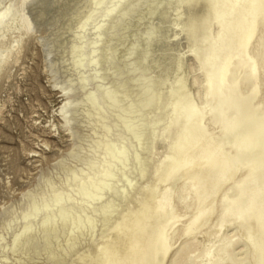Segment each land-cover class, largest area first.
<instances>
[{
	"label": "bare ground",
	"instance_id": "bare-ground-1",
	"mask_svg": "<svg viewBox=\"0 0 264 264\" xmlns=\"http://www.w3.org/2000/svg\"><path fill=\"white\" fill-rule=\"evenodd\" d=\"M89 1L96 6L104 0ZM117 1L120 3L126 0ZM183 1L186 6L190 4V10L186 15L183 13L185 17L180 22L175 23L182 28L184 39L190 46L188 51L195 60L192 72L197 71V75H191L195 84L188 85L186 77L179 74L175 85H172L167 110L170 112L167 116V111H156L159 105L164 106L165 103V99L161 101L158 98L155 112L152 113L154 109L149 111L153 115H143L144 111L151 108L155 97L150 93L146 96L147 88L140 84L138 95L143 97L138 105L140 111L131 112L127 119L129 108L124 105V99L117 95V90L125 88L130 78L115 82L117 78L109 81V77L108 82H105L107 76L104 73H107V68H103L101 55L108 48L102 44L99 46L101 40L97 36L103 26L108 28L107 23L111 20L108 21L106 16L114 11V1L102 13V22L97 21L95 9L91 8L86 14L66 18L61 26L52 23L55 26L52 33L47 37L40 36L52 73L57 76V71L63 68L70 70L76 77L67 81L56 78L57 86L64 96L59 113L63 116L66 129L78 139L79 144L84 138L88 139L86 146L91 149V153L88 154V161L83 162L84 165H71L69 161L79 162L78 157L81 156L77 154V148L76 151L73 149L76 153L71 149L74 153L72 156H63V163L68 164L66 171L70 172L65 177L68 188L56 186L53 180H47L49 184L46 187H50L52 196H47V192L45 194L49 188L40 189V193L33 191L28 195L31 199H27L28 207L24 205L26 209H21V215L15 214L16 217L13 216L14 219L7 226L3 224V227H7L6 231L12 232L10 243H2L6 241L7 233L0 234V257L6 264H18L16 261L25 264L29 251L33 250L29 248L37 241L48 242L50 256L60 253H57V248L67 252L65 246L76 244L78 238L87 232L92 237L98 229L101 231L96 235L99 238L96 246L90 245L71 264H264V99L259 100L264 86V24H259L256 16L259 7L256 1L259 0H217L214 14L201 18L202 11L194 10V7H199V4L195 5V0ZM54 2L60 3L58 0H10L0 6V39L12 30L22 28L26 34L33 27L45 23L46 13L49 12L46 6ZM159 2L156 3L163 4L164 1ZM157 4L155 7L160 8ZM178 7L181 9L182 6ZM182 10L186 11L185 8ZM32 13L37 15L32 17ZM117 14L116 17L125 19L126 13H121L124 18L119 16L120 13ZM213 19L216 28L211 24ZM106 28L102 31L105 32ZM64 29L68 30L63 39L70 43L71 56L67 66L63 59L59 66L52 56L49 41L56 39V33L60 30H63L60 36L64 35ZM117 29L120 28L117 26ZM193 32L197 33L196 36H192ZM105 33L109 35L108 31ZM21 42L22 34L14 39L12 47L0 44V71L12 56L13 49L19 53ZM129 50L134 55L131 47ZM117 56L122 58L121 53ZM234 62L239 63L235 69L241 68L238 75H234ZM126 70L125 67L124 74L129 73V68ZM229 75L232 76L230 79ZM139 76L131 77L132 81H140ZM142 80L145 83L147 79ZM199 83L201 93L196 88ZM251 88L253 96L248 97L246 93ZM108 115H116V119L109 121ZM87 123L91 124L89 130L93 136L86 131ZM114 131L118 136L114 137H120L121 140L132 135L130 138L145 149H142L145 152L143 154L138 153L133 145V148L130 146L131 152L135 153L136 178H140V181H128L126 174L121 171L120 177H125L129 190L126 186L118 189L114 183L118 179V172L115 173L118 163L124 167L129 163V147L126 148L120 144V140L118 143L111 137ZM158 145L162 148L160 155H157ZM153 154L158 156L156 161L152 160ZM148 171L150 175L143 180ZM175 173H181L179 180L175 178ZM176 180L179 186H175ZM179 187L184 192L180 189L178 196ZM134 188L135 191L130 194ZM107 192H112V195L106 197ZM127 197L125 204L121 199ZM220 204H224V209L215 215ZM183 208L188 209L183 211ZM182 226L185 237L181 235L177 242L173 241ZM227 228H232L231 233L225 231ZM63 242L67 245L64 246ZM144 258L147 262H144Z\"/></svg>",
	"mask_w": 264,
	"mask_h": 264
},
{
	"label": "rangeland",
	"instance_id": "rangeland-1",
	"mask_svg": "<svg viewBox=\"0 0 264 264\" xmlns=\"http://www.w3.org/2000/svg\"><path fill=\"white\" fill-rule=\"evenodd\" d=\"M9 1L10 0H0V4H1L0 6L9 3ZM85 1H87V0H58V2H60L58 4H56L55 2L51 3L50 5L46 6V8L48 7L47 10L49 9V12L46 13L47 19L44 20L45 23H41L40 26L38 25L36 27H33L26 34L22 28H20L19 30H12V31L6 33V37L3 38L4 40L0 39L1 45L12 47L13 46L12 44H14L13 43L14 39L17 36L22 34V42H21V45H19V48H20L19 53H17V51H16L17 49H13L12 56L10 57V59H8V61L6 63L3 64V68L0 71V231L3 229L2 232H0V234L1 233H7L6 238L4 239L6 241L5 242L3 241L2 243H6V242L10 243L11 242V234H12V232L10 230L9 231L5 230V228H7V227H3L4 226L3 224L6 223V226H7V223L11 219H14V217H16L18 215L19 216L21 215V209H22V211H24L26 209L25 206L28 207L27 199L28 200L31 199V197H28V195L30 193H32L33 191L35 193H36V191L40 193V191L42 189L47 190L49 188V190L45 191V194L47 192V196L48 195L52 196L53 192H51V194H50V190H51L50 187H46L49 184L48 181L50 179L56 183V186H59V187L62 186L63 188H68L67 184L65 182V179H66L65 177H67V175H70V172L68 171V173H67V171H66L68 164L63 163L65 161V160H63V158H64L63 156H66V155L72 156V154L76 153L75 151L77 148V151H78L77 154L80 153V155H81L80 157H78L80 161L77 162L74 160L75 163H73V161H69L70 164L72 163L71 165H77L80 163L83 164V162L86 163L88 161V158H87L88 154L90 155V153H91V149L86 146V145H88L87 144L88 139L86 140L84 138L79 144L78 139L75 138L74 136H72L70 131L66 129L63 116L59 113V108H60V106L63 105L64 96H63L62 90L59 88V86H57L56 78L58 77V79H61V81L62 80L67 81V80H69V78L71 80V79L76 78V77L74 76V74L70 70L66 71V70H63V68H61V71H57V76L54 75V73H52V71L50 70V67L48 65L49 64L48 59H46L49 57H47V55H46V48L42 45V43L40 41V36L46 35V37H47V35H50L52 33L51 30L55 26H61L66 18H69V17L75 18L76 15L79 16V15L86 14V12H88L91 8L95 9L94 14H95V16H97V21L102 22L103 19H101V18H103V14H104L103 12L105 11L106 7L111 6L113 4L112 1H114V11H112V13L109 16H106V19L107 20L109 19L108 21L111 20L110 22L107 23L108 28L103 26V28H101V30H98L97 38H100V40H101L99 43V46L102 44L103 46L106 45L105 47L108 48L107 51L103 52L101 55L103 68L104 69L107 68L106 69L107 73H104V76H107L105 82H108L109 77H110L109 81L117 78L115 80V82L117 80L120 81L123 78H128V77L130 78V79H127V83H126L127 86L125 85V88L122 87L121 89L117 90L119 93L117 95L119 97H121L122 99H124V105H126V108H129V110L127 109L128 112H126V118H127V115L129 117L132 113H136V112L140 111L138 105H139L140 100L143 98V97L140 98L138 95V93H139L138 90H140L139 89L140 84L144 85V87L147 88L146 96L148 95V93H150L151 95L153 94V96L155 97V99L151 105V108L149 107L150 109L149 110L147 109L143 113V115H146V116L148 115L147 117H150L153 115L152 113L155 112L156 107H158V105L156 103L157 98L161 101H162V99H165V101L164 100L163 101L166 103V107H164L165 103H164V106L161 104V105H159V109H157L156 111L157 112L159 111L160 113L161 112L164 113L165 111L168 110V106H169L168 101H170V96H171L170 94L172 92V87L175 85V83H176L175 81L180 76H182L184 78L186 77L185 79H187V82L189 81L188 85L189 84L190 85L195 84V82H196L191 78L192 74L197 75V73H196L197 71L194 70L195 72H192V69L194 66L193 63L195 60L192 57V54L190 55V52H189L190 46H189L188 42L186 41V39H184L185 35L181 31L182 28L179 26V24L178 25L176 24V23L180 22L181 21L180 19L184 18L185 17L184 15H186L188 13V10H190V4L187 5L188 6V8H187V6L184 4L185 1H183V0H170L172 2H169V3H168V0L167 1L166 0H155V1L154 0H126V1L119 0V1H122L123 3L122 2L119 3L117 0H104L101 4H97L96 6H94L91 3L92 1L91 2L89 0L87 2H85ZM158 1H160V2L164 1L163 4H161L159 2L163 6H161L160 4H157ZM181 1H183L182 2L183 5L181 4ZM219 1H221V0H219ZM84 2L86 4H84ZM215 2H217V0H195V2H194L195 5L197 6L199 4V7L198 6L194 7V10H197V11L201 10L202 12L201 11L200 12L203 14V15H200L199 18H201L203 16L204 17H210V15L214 14ZM225 2H227V1H225ZM171 3L172 4L174 3L175 5L174 4L172 5ZM156 4L160 8L155 7ZM166 4H168V5H166ZM176 4H178V6H182L181 9ZM256 4H259L258 10L256 12L258 23L264 24V0H259V2L256 1ZM90 5L92 7H90ZM123 5H124V7H122ZM169 5L172 8L169 7ZM200 5H201V7H200ZM100 6L102 8H100ZM165 8H167V9L165 10ZM184 8L186 10L185 12H184V10H182ZM133 9H134V11H133ZM148 9H149V11H148ZM159 9H160V11H159ZM179 10H181V12ZM163 11H166V12H163ZM115 12H116V15L114 16ZM178 12H180L182 15ZM117 13H120V14L126 13V15H124V14L119 15L122 17L124 15L125 19H120V17L119 18L116 17V16H118ZM152 13H153V15H152ZM176 13H178L180 15V17ZM183 13H184V15H183ZM260 13H262V14H260ZM68 14L71 16H68ZM130 14H133V15L131 16ZM35 15H37V14L32 13V17H35ZM144 16L147 18H144ZM114 17H116V18H114ZM211 18H212V16H211ZM154 19H155V21H154ZM157 19L158 20L162 19V20L157 21ZM124 20H127V21L123 22ZM120 21H122V22H120ZM118 22H120V24ZM52 23H56L58 25L53 26ZM152 24L154 25V27ZM159 24H161V25H159ZM172 24L175 27H173ZM211 24L214 25L216 28V21L214 19H213V22ZM115 25H116V27H115ZM158 25H159V27L160 26H162V27L164 26V27L159 28ZM117 26L120 29H117ZM124 27H126V29H124ZM150 27L152 29L148 30V29H150ZM36 28H38V29H36ZM104 28L107 29V30L106 29L105 30L108 31L109 35H107L105 33L106 31L105 32L102 31V29H104ZM177 28H180V29H177ZM112 29H115V30H112ZM153 29H154V31H153ZM164 29L167 31H164ZM64 30H65L64 35L60 36L63 33L62 32L63 30H60L59 32L56 33V39L49 41L50 42L49 44L51 46V50L53 51L52 56L55 57V63L59 66L62 65L63 61L66 62L64 65L67 66V61L71 56V52L69 49L70 43L67 41L64 42V39H63L67 35L66 32L68 30H66V29H64ZM160 30L163 31V34H161L162 32ZM145 31H146V33H145ZM70 32H72V31H70ZM109 32L110 33L112 32V33L110 34ZM115 32L117 35L115 34ZM150 32H152V33L150 34ZM168 32H169V34H168ZM172 32H174V33L172 34ZM144 33L147 35H145ZM70 34H72V33H70ZM155 34L158 35L159 38H157V36ZM174 34H176V36H178L177 37L178 39H176V36H174ZM196 34H197L196 32L195 33L193 32L192 36H196ZM198 34H200V32ZM103 35H105V36H103ZM145 36H147V37H145ZM198 36H200V35H197V37ZM54 37H55V35H54ZM89 37H90V35H89ZM174 37H175V40H174ZM145 38H148V39L146 40ZM135 39L138 41L136 42ZM158 39L159 40L161 39L163 41V42L161 41L162 44ZM201 39H202V36H201ZM176 41H178L177 44H176ZM133 42H136V43H133ZM157 42H160V43H157ZM132 45H134L135 50H133ZM157 46L160 48H158ZM130 47H131V50L134 52V55L129 50ZM127 48H129V49H127ZM138 48H140V49L138 50ZM153 48H155V49H153ZM156 49H158V50H156ZM180 49L182 51H180ZM246 49H247L248 54H250L249 53V45L246 46ZM126 52H128V53H126ZM120 53H121V57L123 59L118 58L117 54H120ZM129 53H131V55H133V56L130 55V57L127 58L126 56H128ZM107 54H108V56H107ZM104 56H107V57L104 58ZM178 56H179V58H178ZM125 58H127V59L125 60ZM61 59H63V61ZM180 59H181V62H180ZM103 60H106V62H103ZM182 60H184V61H182ZM127 62H128L127 65H129L131 67H128L126 64L124 66V63H127ZM166 62H167V64H166ZM168 62L170 65L168 64ZM182 62L183 63L185 62V64H183ZM238 64H239L238 62L237 63L234 62L233 70L236 71V74H234V75H238L240 73L241 68L236 67V69H235V65L237 66ZM181 65H182V67H180ZM125 67L127 70L129 68V70H128L129 73H125L126 75L124 74ZM103 68H102V70H103L102 73L104 72ZM96 69H98V68H96ZM130 69H132V70H130ZM176 69H177V71H175ZM182 69H184L186 71H184ZM132 71H133V73H132ZM183 71H184V73L181 74V72H183ZM134 72H135V74H134ZM176 72H178V74ZM109 74H110V76H109ZM179 74H180V76H179ZM136 76L141 77V79H140L141 82L136 81V83H135V81H132L131 77H136ZM231 77L232 76L229 75V79ZM143 78L147 79L145 83L142 80ZM172 78H174V79H172ZM131 83H132V85H130ZM134 83L136 85H133ZM196 88L198 89V91H200L199 93H201L200 83H199V85L196 86ZM166 89L168 90V93H166L167 92ZM164 91H165V93H164ZM248 91H249V89H248ZM252 91L253 90L251 88L250 91L248 93H246L248 95V97H250L252 95ZM202 94H203V92H202ZM156 95L158 97H156ZM161 95H163V96H161ZM262 99H264V86H263L262 94L259 97V100H262ZM248 103H250V101H248ZM161 106L164 108L162 109ZM153 109H154V111H153ZM150 110L153 112L149 113ZM169 112L167 111L165 113V115L167 116V114H169ZM114 114H116V113H114ZM108 116H109V119H108L109 121H111L112 119H116V115L114 117H111V115H108ZM131 123H133V121ZM86 126H87L86 131L92 135L91 131L89 130L91 124L87 123ZM113 129H115V128L113 127ZM82 134L86 135V133H82ZM149 135L151 136L152 134H149ZM114 136H116L115 131H114V135L111 137L113 138ZM130 136H132V135H127L126 139H122V140L120 137L117 139L116 137H118V136L114 137V139H116L118 141V143L120 140V144L125 145L126 148L127 147L130 148V149L127 148V152H128L127 156L129 158L128 159L129 163L127 165H125V167L122 166L123 164L118 163V166H116V168H115V173L118 172L117 173L118 179H116L114 183L118 189L123 187V186H126V187L128 186V182L125 180V177H120V175L122 173L121 171H123L126 174L125 176H127L128 181L129 180H131V181L136 180L138 182L140 181V178H136V176H138V174H136L137 169L135 167L136 164L134 163L135 162L134 161L135 153L131 152V147H132L131 145H133L135 147L134 149H136V151L138 153L142 152V149H144L143 148L144 146L141 147V146L137 145V142L133 138H130ZM73 144H76V145H73ZM150 146H151V144H150ZM158 147H160V148H158ZM71 149L75 150V151L73 150L74 153L72 152ZM151 149H152V146H151ZM161 149H162L161 145H158L157 146V155H160L162 153ZM143 154H145V152ZM157 155L153 154V157H152L153 161L157 160V158H158ZM142 156H144V155H142ZM132 157H133V159H132ZM70 160H72V158H70ZM131 160H133V161H131ZM63 166H64V169H63ZM61 173H63L64 176L61 175ZM149 175L150 174L148 171L146 173L145 177L143 178V180ZM174 175H175V178L177 180H179L181 173H179V174L175 173ZM62 177H63L64 181L62 180ZM38 183H40V186L38 185ZM175 186H179L178 181L175 183ZM40 187H42V188H40ZM180 187H179V189L177 188L179 190V191L177 190L178 196L181 193L180 189L182 190V188H180ZM127 188H128V190L130 189L129 187H127ZM135 188L137 189V186ZM135 188L131 189L130 194H133V192L135 191ZM182 192H184V190H182ZM110 195H112V192H109V193L107 192V194L105 196L109 197ZM127 199H128V197L123 199V200L121 199V201L126 202ZM98 203H100V201ZM98 203H97V205H98ZM125 204H127V202ZM11 205H13V206H11ZM8 207H10L11 211L9 210ZM17 207H20V208H17ZM220 207H221V209L219 210ZM222 208L224 209V204L218 205V210L215 212V215H217L219 212L221 213L223 211ZM16 209H18V210H16ZM186 209H188V208H183L182 210L184 211ZM13 212H15V213L13 214ZM15 214H16V216H15ZM6 218H8V219H6ZM215 218H213L211 220L213 221ZM247 219H248V217H247ZM4 220L6 222H4ZM33 220L34 219H32V221ZM231 229L232 228H227L225 231L231 233ZM99 230L101 231V229H98L97 230L98 233H97V231H95L96 233L94 232L92 237H90L89 232H87L88 234L86 233L85 234L86 236L85 235L81 236L83 239H81V237H79L76 244H74L72 246H69L63 242L64 246L67 245V246H65L67 252L56 247L57 253L60 252L56 256L48 255L49 251L47 250V248L49 247V245L47 244L48 242L46 240L41 242V243H38L39 241H37V243L36 242L33 243L31 245V248H29V250H31V249H33V250L35 249V250L29 251L28 254H30V255L28 256V259H26V261L24 263L25 264H35V263L36 264H44V263L45 264H47V263L48 264H55V263L60 264V262H61V264H71V262L74 260V258L79 253H82V252L88 250L91 246L92 247L96 246V242L99 240V238H97L98 236H96V235H99V233H100ZM33 233H35V232H33ZM183 233L184 232H183V226H182V227H180V229L176 233L173 241L177 242V240L179 239L178 236L183 235ZM183 237H185V236L183 235ZM79 241H80V243H79ZM81 243H84V244L82 245ZM88 243H89V246H88ZM178 244L179 243H177V246H178ZM67 247H69V248H67ZM83 247H85V248H83ZM46 250H47V252H46ZM45 252H46V254H45ZM61 253L64 254L66 257L63 256ZM42 254H44V255H42ZM45 255H47V256H45ZM21 257L23 258L25 256L21 255ZM41 257H44V258H41ZM37 258H39V259H37ZM42 259H43V262H42ZM45 259H46V261H45ZM143 260H144V262H145V260L147 262L146 258H144ZM3 262H4V264H6V262L0 257V264ZM19 262L20 261H16V263L20 264ZM164 264H166V263L164 262Z\"/></svg>",
	"mask_w": 264,
	"mask_h": 264
}]
</instances>
